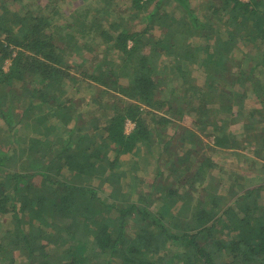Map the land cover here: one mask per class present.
<instances>
[{
    "label": "trees",
    "instance_id": "16d2710c",
    "mask_svg": "<svg viewBox=\"0 0 264 264\" xmlns=\"http://www.w3.org/2000/svg\"><path fill=\"white\" fill-rule=\"evenodd\" d=\"M217 1L214 29L190 0H0V264H264V183L182 156L188 117L264 171V0ZM168 126L165 170L126 191Z\"/></svg>",
    "mask_w": 264,
    "mask_h": 264
},
{
    "label": "rangeland",
    "instance_id": "374dc122",
    "mask_svg": "<svg viewBox=\"0 0 264 264\" xmlns=\"http://www.w3.org/2000/svg\"><path fill=\"white\" fill-rule=\"evenodd\" d=\"M92 2V6L93 7H97L99 5L100 2H98V0H90ZM246 1V0H243ZM44 3V2H43ZM209 3V0H190L189 4L191 5V8H193V11L195 12L194 14L197 15L198 18H201L200 20H202V18L204 16H206L203 19V22H207L209 21L210 25H213L214 29L217 28V25H220L221 23V18L219 19V17L215 15V17L211 18V14H212V10L218 6L219 1L216 2L215 5H206ZM12 9L15 8L16 5H9ZM209 7V8H208ZM122 8H124V5L122 6ZM209 10V12H207V10ZM207 13V14H206ZM186 17V15H184ZM207 18V20H206ZM212 29V28H211ZM212 33H214L213 29H212ZM217 34V33H216ZM216 34L214 36H216ZM210 41V45L213 44V38ZM205 35L201 34L200 38H196L193 41L194 42H200V43H204L205 41ZM240 48V47H239ZM244 47H242L243 49ZM211 52V50H210ZM237 58L240 59L242 58L240 53L236 54ZM74 62H76L75 59H72ZM71 61V62H73ZM250 65V64H248ZM251 67V65H250ZM249 67V68H250ZM246 68H248V66H246ZM192 74L195 80V83H197L199 86L203 85L204 82V75L201 69L200 65H193L192 68ZM243 75V74H241ZM258 75V74H256ZM228 76H226V80H227ZM224 84V82L222 83ZM226 85V84H224ZM250 89H253V86L251 84V82H247L245 88H243L244 92L246 93L245 97L248 95V98L245 100V107L248 108L251 105V101L253 99H255V94L250 91ZM236 90V89H234ZM83 90L80 89V92L78 94H72L74 97V101L75 97H78L80 99L79 105L77 106L78 108L83 109V105L84 103H91V105H87L85 111H83L84 115H86L88 112L89 114L84 116V119L87 120L88 118L92 117L93 115V111L96 108V104H98L97 102L94 103L92 100L86 99L88 96H86L83 92ZM252 93V94H250ZM14 97V96H13ZM101 99L104 101L105 100V96ZM237 109L234 107L233 108V112H236ZM16 115H18L20 112L16 111L15 112ZM226 115V114H225ZM219 117H223V116H219ZM225 117V116H224ZM87 118V119H86ZM244 118V117H243ZM83 119V120H84ZM190 118L185 117L182 120H180L181 122L179 123V125L181 126V132L182 134H184L187 130H191L196 136H198V140L196 141L195 138L193 137V143L192 145H189L188 148L185 150L184 155L182 153V156H184L185 158H187V162L188 164H191V159L195 158L197 161H203L204 159L208 162H211V164L214 165L213 167V172L214 171H224V172H231L233 174H237L239 176L236 177H245L248 178L247 184L250 181L251 186H259L261 183H264V171L263 168H261L258 165H255L251 159L255 158L253 156L252 153H250L249 150V145L245 148V150H241V151H227V150H219L217 147H214L213 143V137L214 135H210L207 130H204L202 127L203 125L198 126L201 122H199L198 125H194V123L189 121ZM217 120V119H215ZM179 121V119H175V123ZM242 120H240L241 122ZM218 122V121H217ZM231 125V124H230ZM157 126V125H155ZM4 127V126H2ZM133 127V124L130 122L126 123L125 126V130L126 133L131 131V128ZM174 126H171L169 128V126L165 129V130H161L160 132V137H154L151 141L152 143V147L145 148L144 147V151L140 152V153H136L134 155H142V157L146 158L144 159V161L139 165V169H136L135 165H134V169L133 170V174H135V176L140 180V182H138L137 180H133L131 179V181L126 180L124 181V186L126 187V191H131L134 192L135 188L136 191L138 192L139 190H141L142 192H147L148 191V184H151V181L153 180V178H155V170H156V166H159L160 168H162L161 170H165V167L167 166L168 163H165L163 165V163L158 160L156 161L155 159L157 158L156 155V150L155 148H159L162 145L164 146L165 142L169 139V137H162V134H166V136L171 135L172 133V129ZM232 127V125H231ZM238 130V128H236ZM231 130H234V127L231 128ZM4 133H0V142H4L6 144V147H9V140L7 137L2 136L3 134L7 133L8 130H3ZM9 133V132H8ZM15 134L20 135V133L16 132ZM18 141H22V140H18ZM21 145V144H20ZM169 146V144H168ZM177 146V145H176ZM174 145H171L170 147H176ZM213 149V151H212ZM181 150H178V147L173 148L170 150V152H168V158L171 159V162L174 158L173 155L178 154V156H180ZM240 152V153H239ZM186 155V156H185ZM241 155V156H240ZM155 157V159L153 158ZM245 157L250 158V160H247ZM128 157H124V159H127ZM190 159V160H189ZM155 160V162H154ZM164 160V159H163ZM229 174V173H228ZM227 183V181H226ZM226 188L223 189V192H225ZM1 222V219H0ZM1 226H0V234H1Z\"/></svg>",
    "mask_w": 264,
    "mask_h": 264
}]
</instances>
